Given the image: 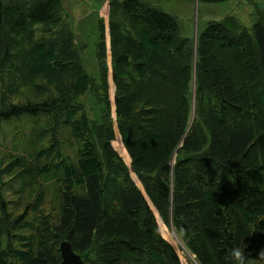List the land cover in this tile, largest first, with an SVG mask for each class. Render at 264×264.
Returning a JSON list of instances; mask_svg holds the SVG:
<instances>
[{"label": "trees", "instance_id": "obj_1", "mask_svg": "<svg viewBox=\"0 0 264 264\" xmlns=\"http://www.w3.org/2000/svg\"><path fill=\"white\" fill-rule=\"evenodd\" d=\"M60 8V0L0 1V31L49 25ZM109 35L117 125L126 149L117 143L118 150L127 165L131 160L162 222L198 264H236V247L245 264H264V11L251 32L233 17L210 22L194 47L174 17L146 2L112 0ZM60 36L64 48L57 39L48 49L36 45L17 55L34 79L58 83L57 96L0 112V126L18 118L61 125V142L72 150L65 160L51 161L61 144L53 138L51 150L26 156L31 165L23 172L53 177L61 204L53 225L50 217L36 223L30 242L33 249L35 240L38 245L25 264H59L64 241L85 264H181L160 234L157 213L155 218L111 147L108 115L96 124L72 102L94 85L77 63L70 33ZM105 79L101 69L104 93ZM6 252L0 264H10Z\"/></svg>", "mask_w": 264, "mask_h": 264}, {"label": "rangeland", "instance_id": "obj_2", "mask_svg": "<svg viewBox=\"0 0 264 264\" xmlns=\"http://www.w3.org/2000/svg\"><path fill=\"white\" fill-rule=\"evenodd\" d=\"M0 1L7 3L10 0ZM111 1L60 0L58 20L54 23L49 25L30 23L24 33L14 31L7 34V29L0 31V112L12 105L36 104L57 96L58 83L51 80L48 82L41 78L34 79L30 75L29 67L24 66L17 55L23 50L29 52L36 45H46L48 49L50 44L57 39L62 42V48H64L65 35L63 37L60 35L69 32L72 47L77 51V63L94 85L85 95L73 97L72 102L79 107L81 115L96 124H101L103 116L108 115L114 131L111 147L129 170L130 178L136 188L144 194L145 201L156 218L154 213L156 210L146 196L138 177L131 169V160L130 165H127L117 146V143L122 145L123 143L117 125L116 87L109 35ZM138 1L146 2L151 8L174 17L181 36L191 39L194 47L198 36L210 22H221L226 17H233L242 27L251 32L257 22L258 12L264 11V0H227L213 4L199 3L198 0ZM101 38H103L104 46L102 61L98 59V46L101 44ZM101 69L106 71V93L102 91ZM192 101H194V91ZM60 121L59 118L57 122L60 123ZM50 122L45 118L43 120L23 119L22 121L18 118L0 126V198L4 205L3 209L0 208V253L3 256V253L7 251L6 258L10 264H25L33 249L30 238L37 229L36 223L40 219L50 217L52 225L58 219L61 200L59 199L60 190L54 178L43 177L40 172H35V169L31 172L32 175L23 172L24 168L31 165L27 155H39L43 151L51 150L53 138H56L59 143L64 140L65 129L61 125L55 126L54 123L50 127ZM46 129L50 130L45 131ZM71 151L65 150V143L61 142L56 150V155L61 154V158H56L55 155L51 161L65 160V155L70 156ZM47 160L48 158L43 159L40 164H44ZM172 164L174 165V160ZM157 217L156 221L162 238L176 251L181 264H198L175 229L167 227L158 213ZM15 221H21V224L17 226V229H12ZM26 223H29L28 227ZM37 245L35 240L33 251ZM8 246L12 249L7 250ZM27 253L29 254L26 255Z\"/></svg>", "mask_w": 264, "mask_h": 264}, {"label": "water", "instance_id": "obj_3", "mask_svg": "<svg viewBox=\"0 0 264 264\" xmlns=\"http://www.w3.org/2000/svg\"><path fill=\"white\" fill-rule=\"evenodd\" d=\"M59 251L61 256V262L59 264H85L81 257L73 251L69 242L64 241L60 243Z\"/></svg>", "mask_w": 264, "mask_h": 264}, {"label": "clouds", "instance_id": "obj_4", "mask_svg": "<svg viewBox=\"0 0 264 264\" xmlns=\"http://www.w3.org/2000/svg\"><path fill=\"white\" fill-rule=\"evenodd\" d=\"M231 255L234 261L236 262V264H245V256L242 248L240 247L234 248L231 252ZM261 255H264V253H262Z\"/></svg>", "mask_w": 264, "mask_h": 264}]
</instances>
